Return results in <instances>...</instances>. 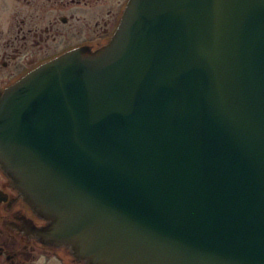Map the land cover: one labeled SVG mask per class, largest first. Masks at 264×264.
I'll list each match as a JSON object with an SVG mask.
<instances>
[{"label": "water", "instance_id": "1", "mask_svg": "<svg viewBox=\"0 0 264 264\" xmlns=\"http://www.w3.org/2000/svg\"><path fill=\"white\" fill-rule=\"evenodd\" d=\"M0 168L83 264H264V0H130L4 93Z\"/></svg>", "mask_w": 264, "mask_h": 264}, {"label": "flooded vegetation", "instance_id": "2", "mask_svg": "<svg viewBox=\"0 0 264 264\" xmlns=\"http://www.w3.org/2000/svg\"><path fill=\"white\" fill-rule=\"evenodd\" d=\"M130 0H0V99L24 77L69 51H96L114 36ZM47 223L0 168V264H81L44 244ZM64 253V255H63Z\"/></svg>", "mask_w": 264, "mask_h": 264}, {"label": "rangeland", "instance_id": "3", "mask_svg": "<svg viewBox=\"0 0 264 264\" xmlns=\"http://www.w3.org/2000/svg\"><path fill=\"white\" fill-rule=\"evenodd\" d=\"M63 255H64V253H63ZM65 256V262H67V263H65V264H68V260H67V257H66V255H64ZM56 262V261H55ZM55 262L54 261H52L51 260V262H48V261H44L43 259L41 260V261H39L38 259L36 260V261H31V262H29V264H55ZM63 264V263H62Z\"/></svg>", "mask_w": 264, "mask_h": 264}]
</instances>
